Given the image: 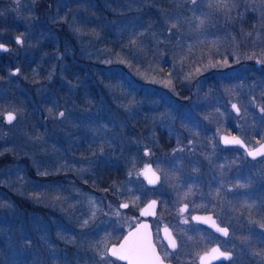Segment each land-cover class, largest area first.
<instances>
[{
  "label": "rangeland",
  "instance_id": "374dc122",
  "mask_svg": "<svg viewBox=\"0 0 264 264\" xmlns=\"http://www.w3.org/2000/svg\"><path fill=\"white\" fill-rule=\"evenodd\" d=\"M183 1L189 11L197 0ZM40 2L5 0L9 13L4 18L5 26L15 29L20 23L23 31L11 32L12 35L5 29L0 32V37H9L15 44L0 52V160L4 155L14 157L0 165V255L11 264H30L28 256L41 263L31 236V231L38 230L41 239L45 237L47 242L43 241L57 254L66 256L70 249L74 254L83 250L87 264H117L107 255V246L127 228L122 220L130 222L129 217L147 199L156 198L162 206L172 208L183 202L192 207L207 204L206 191H196L199 178L194 174L210 160L208 150L216 149L221 132L232 128L248 141L264 137V0H207L220 4L223 15L219 23L208 25L209 30H215L207 32L209 50L194 49L197 25L191 27L192 17L188 14L184 30L175 36V46L180 44L186 49L185 56L169 58L170 62L160 67L154 63L160 55L153 50L143 64L130 65L136 58L129 56L125 65L133 69H124V74L134 100L133 109L139 110L145 123L138 130L94 124L89 128L91 133L108 132L112 145L97 148L89 155L73 153L67 143L68 128L59 127L61 123L68 126L76 110L72 100L74 85L66 76L69 53L60 49V34L54 24L65 23L96 69L108 74L121 70L123 61L100 40L102 33L94 20L93 2L88 9L86 0H53L50 13L39 11ZM249 12L254 14L251 26L239 34L234 28L238 18L252 17ZM167 30L172 32V28ZM17 37L22 41L19 45ZM36 64L46 66L47 73L38 80H28L25 69ZM14 69L20 71L14 74ZM233 103L238 114L230 108ZM7 111L15 115L11 123L3 118ZM160 129L168 140L166 146L160 140ZM125 131L130 135L124 138ZM133 146L138 149L134 162L127 167L124 179L114 186L112 197L84 190L69 181L53 179L56 182L52 184L41 178L62 174L65 180L74 176L83 180L85 173H92L100 156L117 155L123 147ZM148 162L160 174L155 188L147 187L141 178ZM15 197L46 206L66 203L59 208L66 231L54 232L46 217L32 210L25 212ZM120 203L128 207L119 208ZM261 219L245 216L244 221L251 227H247L244 242L233 246V251L255 254L264 263V244L256 237L264 233V218ZM85 220L89 221L86 226ZM188 229L185 223L183 234ZM251 235L256 242L248 241ZM20 240L22 251L17 248ZM194 249V245L181 242L178 253Z\"/></svg>",
  "mask_w": 264,
  "mask_h": 264
},
{
  "label": "trees",
  "instance_id": "16d2710c",
  "mask_svg": "<svg viewBox=\"0 0 264 264\" xmlns=\"http://www.w3.org/2000/svg\"><path fill=\"white\" fill-rule=\"evenodd\" d=\"M92 2L94 3L93 14L96 15L94 20L97 21L99 32L102 33L100 40H103V45L108 46L109 51L113 52L116 58H121L124 66L122 65L121 70L113 69L114 71L108 74L101 69H96L85 52H81L78 38L73 36L66 28L65 23L58 21L54 24L57 27L58 34H60V49H66L69 53L66 56L69 66L66 76L74 85V98L72 100L76 110L69 117L68 126L64 127L61 123L59 127L68 128V146L73 153L81 155H89L95 152L97 148L106 147L107 144H110V147L112 145L108 132H106V135L102 132L91 133L92 131L89 128H93L94 124H99L101 127L105 124L108 127L113 125L115 129L134 128L138 130L139 126H143L145 123L139 110L133 109L134 100L129 89V81L124 74V69L125 72H129L127 69H133L128 68L131 66L125 65L129 56L133 55V58H136L135 63L130 64L135 66L136 63L140 64L142 62L143 64L153 50L160 55L159 61L154 62L159 63V67L169 63V58H176L177 55L181 54L185 56L186 49L181 47L180 44L175 46L178 43L175 36L182 29L184 30L186 24L184 20H188V14H191L192 17L191 27L197 25L196 32H194L196 43L194 49L204 50L206 48L209 50V35L207 32H215V30H209L210 26L208 25L217 24L223 18L218 8L220 4L208 3L207 0H197L194 6L189 8V11H186L188 4L183 0H86L88 9L92 6ZM52 5L53 0H41L39 11L50 13ZM249 15L252 17L244 16L242 20L238 18L237 25L234 28L239 34L242 30L251 26L250 20H252L254 14L249 12ZM47 16L45 15V17ZM201 21H203V24H201ZM168 28H172V32H169ZM176 48H181V50H176ZM139 54H144V57H139ZM45 67L36 64L26 68L27 79L38 80L43 78L47 73ZM135 108L138 107L135 106ZM159 131L160 140L166 146L168 140L164 137V130L160 129ZM122 134L124 138L128 134L130 135L127 131H125V134L122 132ZM137 152L138 149L135 146L123 147L117 155L100 156L97 163L95 162L92 173H85L83 180L78 176L65 180L62 178V174L54 175L53 178L49 175L40 176L52 184L56 182L53 179H58L60 182L69 181L84 190L106 197L111 195L112 197L114 186L124 179L127 167L134 162L133 159ZM13 158L4 155L0 160V165H6L13 161ZM15 199L25 212L28 213L32 210L34 213L46 217L48 222H51L54 232L66 231V228L64 230V227H62L65 218L59 212V208L66 203L57 206H46L38 202L33 203L24 197L20 199L15 197ZM133 214L131 216L132 220L129 218L131 221H133L137 212L135 211ZM61 217L62 221L60 220ZM122 223V225L131 224L126 219L122 220ZM109 224L112 225V222ZM31 236L34 250L40 256L41 263L30 259V256H28L30 264L32 262L35 264H56L57 260L60 261L59 264H87L83 250H76L74 254L73 249H70L67 250L69 253L63 256L49 248L46 243L47 240H45V237L41 239V232L39 233L38 230L31 231ZM2 243L3 241L0 239V249ZM21 243L22 240L19 244L17 243L18 249L21 248ZM54 243L58 244L59 242ZM49 244L52 245L53 243ZM0 264L11 263L0 255Z\"/></svg>",
  "mask_w": 264,
  "mask_h": 264
},
{
  "label": "flooded vegetation",
  "instance_id": "af4514ba",
  "mask_svg": "<svg viewBox=\"0 0 264 264\" xmlns=\"http://www.w3.org/2000/svg\"><path fill=\"white\" fill-rule=\"evenodd\" d=\"M8 14L5 0H0V32L5 29L8 31V35H12L23 31L20 23L15 29L5 26L4 18ZM11 32L13 33L11 34ZM19 44L16 42V45ZM0 45H5L7 49L15 47L12 39L9 37L5 39L3 35L0 37ZM0 52L3 53L4 51L0 49ZM1 67L0 62V75L2 74ZM221 134L240 137L249 149L264 141V137L259 140L248 141L243 134H237L232 128H226L225 132H221L218 136L216 149L208 150L210 160L208 159L206 164L203 163L204 169H200L194 174L199 178V181L196 180L195 182L196 191H206L207 204L192 207L183 202L178 207L172 208L162 206L157 199L158 207L155 215L148 217L147 220L150 224L153 243L164 264H264L255 254H242L233 251V246L244 242L248 233L247 229L251 227L248 225V221H244L245 216L254 219L264 218V154L252 158L239 145H223L220 141ZM139 209L133 221L129 222L131 224L119 232L115 242L111 243H118L124 233L141 219ZM194 217L202 219H194ZM181 220L183 224H181ZM185 223L189 226L186 235L183 234L182 230ZM217 226L226 228L227 235L217 231ZM166 234H171L173 237L176 243L175 249H172L169 242L165 240L164 235ZM262 234L256 237L259 243L264 244V233ZM247 237L248 241L256 242L255 236ZM181 242L194 245V252L179 254L178 246ZM214 248L219 249L220 252L229 253V259L220 257L219 253L213 254L211 250ZM201 257L207 258L202 261ZM209 257L218 259H210L209 261ZM111 258L117 264H127L116 258Z\"/></svg>",
  "mask_w": 264,
  "mask_h": 264
},
{
  "label": "water",
  "instance_id": "95a60500",
  "mask_svg": "<svg viewBox=\"0 0 264 264\" xmlns=\"http://www.w3.org/2000/svg\"><path fill=\"white\" fill-rule=\"evenodd\" d=\"M4 47L6 48L5 45H4ZM1 50H3V49H1ZM13 73L14 74L16 73V70L15 69L13 70ZM233 104H235V103H233ZM233 104L230 105V108H231V110L235 114H238L239 111H237L236 109H234L232 107ZM9 113H11L12 115H14V113L13 112H10V111H7V112H5L3 114L4 120H5L6 123H11L12 122V121L11 122L8 121V115H9ZM233 137H236V138L240 139L243 142V140L240 137L233 136V135H230V134H221L220 135V141H221V143L223 145H239V146L243 147L246 150L247 155L249 157H252V158H255L257 156H260V155L264 154V150H261L260 154H258V155H255V156L249 155L250 152H255L258 149H261V146L264 145V141L261 144H259L258 146L254 147V148H251V149L247 148V146L244 144V142L242 144H225V142H224L225 141V138L231 140ZM141 178L145 182L146 186L149 187V188L156 187L159 184V182H160V174L153 167L152 163H150V162H148V163H146L144 165V167L142 169V172H141ZM149 181H154V182L150 183ZM153 202H155V203H153ZM123 204H126V203H120V206L123 205ZM157 207H158V200L156 198H153L152 197V198L148 199L141 206V208L139 209V215L141 216V219L134 226H132L130 229H128L124 233V235L122 236V238L120 239V241L118 243H111L108 246V248H107V254L109 256L113 257V258H116V259H118V260H120L122 262H125V263L129 264V261L128 260L119 259V257L113 256L111 254V252L108 251V250L111 249V248H113V247H115L117 250H120L121 245H125V251H126L127 248L131 244H133V243H140V244H142L148 250V253H149V257L150 258L155 259L156 257H159L158 252H157V249H156V246L154 245L153 240H152L150 224H149V221L147 220L148 217H152V216L155 215V212L157 210ZM120 208H123V207H120ZM165 229L166 228H164V230ZM126 238H128L127 243H126ZM164 238H165V240L167 242H169L170 239L173 240V237L171 236V234L170 235L169 234L164 235ZM227 254L230 257V254L229 253H227ZM206 258L207 257H205L203 261H205ZM222 258H224V257H222ZM210 259L213 260V259H218V258H216V257H211L210 258L209 257L208 260L210 261Z\"/></svg>",
  "mask_w": 264,
  "mask_h": 264
},
{
  "label": "snow or ice",
  "instance_id": "6c2138e0",
  "mask_svg": "<svg viewBox=\"0 0 264 264\" xmlns=\"http://www.w3.org/2000/svg\"><path fill=\"white\" fill-rule=\"evenodd\" d=\"M201 24H203V21H201ZM17 43H22V41L17 38L16 40ZM0 49H3L4 51H7V48L4 47V45H0ZM20 70L16 69V73H18ZM232 107L234 109H236L237 111H239V109L237 108V106L235 104L232 105ZM64 113L61 112L60 116H63ZM15 119V116L12 115L11 113H9L8 115V121L11 122ZM225 144H242L243 142L236 138L233 137L231 140L225 138ZM261 150H264V145L261 146V149H258L255 152H250L249 155L255 156L260 154ZM150 183L154 182V181H149ZM190 191V190H189ZM155 203V202H153ZM120 207L123 208H127L128 205L127 204H123ZM187 207V206H185ZM183 211V209H182ZM95 215V213H93V216ZM194 219H202L200 217H194ZM89 223L88 220L83 221V225L86 226ZM165 231H167V229H165ZM217 231L222 232L224 235H227V229L226 228H219L217 226ZM128 241V238H126V243ZM169 244L171 246L172 249L176 248V243L174 240L170 239L169 240ZM108 251L111 252V254L113 256H117L119 257V259H123V260H128L129 264H164L163 260H161L159 257H156L155 259H152L149 257V253L148 250L140 243H133L131 244L127 250L125 251V245H121L120 250H117L115 247L109 249ZM213 254L215 253H219V256L224 257L225 259H229V256L227 253L224 252H220L219 249H212L211 250ZM101 259L103 260L104 257L102 256ZM201 260H204V257H201Z\"/></svg>",
  "mask_w": 264,
  "mask_h": 264
}]
</instances>
